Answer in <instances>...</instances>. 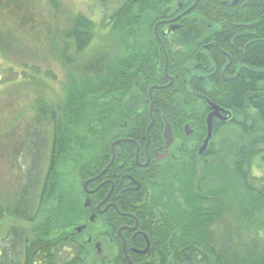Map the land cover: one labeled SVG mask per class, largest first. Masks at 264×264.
<instances>
[{
    "label": "trees",
    "instance_id": "obj_1",
    "mask_svg": "<svg viewBox=\"0 0 264 264\" xmlns=\"http://www.w3.org/2000/svg\"><path fill=\"white\" fill-rule=\"evenodd\" d=\"M49 1L59 6L58 0ZM177 1L194 2L123 0L102 28L117 43L109 62L103 54H84L101 33L95 22L81 13L72 19L63 35L71 53L55 52L67 76L64 94L57 107L39 101L34 120L35 127L51 130L46 172L33 198L23 195L16 208L0 206V219L6 214L22 219L8 233L13 229L21 239L17 264H76L61 253L74 244L80 248L72 237L84 180L107 167L117 140L124 141L106 175L116 167L134 174L138 161L146 159L148 140L150 150L163 147L166 119L174 146L161 164L152 157L145 168L152 192H142L148 185L142 188L134 206L149 211L143 213L152 218L148 236L153 245L161 244L152 251L154 264H264V173H253L264 164V0L237 6L200 0L187 20L194 30L174 44L166 42V57L154 26L174 15ZM24 4L0 0L2 58L1 46L13 44L15 28L35 26L31 7ZM3 28L10 33L7 41ZM38 74L22 76L30 84L46 80ZM168 76L173 84L160 87L169 84ZM152 87L155 122L148 137ZM207 101L231 111L227 122L214 121L215 134L231 126L225 131L231 139L225 146L213 137L202 157L197 151L207 135ZM186 124L194 129L189 138ZM223 219L232 225L220 229ZM7 255L3 251V263L12 264ZM117 258V264H129L122 251Z\"/></svg>",
    "mask_w": 264,
    "mask_h": 264
},
{
    "label": "rangeland",
    "instance_id": "obj_2",
    "mask_svg": "<svg viewBox=\"0 0 264 264\" xmlns=\"http://www.w3.org/2000/svg\"><path fill=\"white\" fill-rule=\"evenodd\" d=\"M22 1L25 6H29V10L31 7L35 26L15 28L13 44L1 46L5 58L0 57V206L5 210L8 205L18 207L23 195L25 200L33 198L46 172L48 134L50 137L51 130L48 125L35 127L34 120L38 117L39 101L57 107L64 94L67 76L55 55L56 51H72L65 47L64 33L79 13L93 20L101 33L95 36L84 54L86 58L103 54L107 56L104 61L109 62L112 56L108 53H115L114 50L110 51L117 43L112 34L102 28L123 0H58V7L49 0ZM2 10L8 12L4 8ZM1 31L7 41L10 36L8 29L3 28ZM24 73H39L46 80L30 84L24 80ZM230 127L227 125L213 134L218 145L230 144L231 137L225 135ZM253 168L257 176L264 173V164L261 169L257 166ZM33 204L34 201L29 203ZM20 220L8 214L0 219V264L6 260V257H2L3 251L8 254L7 260H12V264L21 261L18 257L21 239L14 234L13 229L8 234L12 226H20ZM228 225H232V220L223 219L220 229ZM17 231L21 237V227H17ZM73 251L70 247L64 249L61 258H71Z\"/></svg>",
    "mask_w": 264,
    "mask_h": 264
},
{
    "label": "flooded vegetation",
    "instance_id": "obj_3",
    "mask_svg": "<svg viewBox=\"0 0 264 264\" xmlns=\"http://www.w3.org/2000/svg\"><path fill=\"white\" fill-rule=\"evenodd\" d=\"M196 1L197 0H194L189 6H185L183 2L177 1L178 10L174 12V15L169 17L165 16L155 24V37L161 44L165 56L167 55L165 48L166 42L170 45L174 44L177 38L182 37L184 39L186 33L192 31V29L194 30V25L187 20L194 14V10L200 2L199 0L198 3L189 10ZM222 1L228 6H237L242 3H247L249 0H239L236 4H234L236 0ZM192 35L193 34H191V36ZM171 78H173L174 82V77L168 76L170 82ZM167 85L160 87H166ZM223 115L226 116V113H223ZM216 119L220 120L218 118H215V120ZM191 129L192 132L190 135H187L185 132L188 138L194 132L192 127ZM204 139H202L198 151ZM165 142L164 138L163 147L153 148L152 150L149 149V145L148 147L146 145V159L144 162L138 161V168L133 171L134 174L123 173L120 168L116 167L111 174L106 175V172L116 159L117 145H115V159L106 172L99 178L97 174L96 176H91L84 180L80 193L81 208L78 215L79 222L73 227L74 231L72 237L74 239L77 238L80 248L75 246L76 244H71L72 247H70V249L74 250V254L71 256L74 257L72 260L76 261V264H117V256L120 251L123 252L129 264H154V258H152L153 252L155 248L160 247L161 244L155 242L153 245L148 236L147 232L149 229L147 224L151 222L152 218L146 219L143 213H149V211H144L142 213L140 209H135L134 206H138L139 204L138 202L136 203V200L139 199L137 195L142 188H146L148 185L142 192L147 193V195L152 192V179L146 176L145 168L151 163L152 157L155 158L158 165L170 156L171 148L175 143V136L173 144L169 147V156L159 161L155 151L163 152L166 148ZM198 151L197 153H199ZM111 152L112 156L107 166L113 157L112 146ZM138 153L139 147L137 146V154ZM203 155L200 156L203 157ZM136 158L139 160V155L138 157L136 156ZM140 173L141 175H139ZM95 177L97 178L95 179ZM92 178L93 180H91ZM88 180L90 181L85 186V182ZM126 205L128 207H125ZM124 245L127 254L124 251ZM145 249H147L146 252H141ZM105 250H107L106 254ZM75 256L77 257L75 258Z\"/></svg>",
    "mask_w": 264,
    "mask_h": 264
},
{
    "label": "water",
    "instance_id": "obj_4",
    "mask_svg": "<svg viewBox=\"0 0 264 264\" xmlns=\"http://www.w3.org/2000/svg\"><path fill=\"white\" fill-rule=\"evenodd\" d=\"M198 1L199 0H197L195 2V4L189 10H191L198 3ZM238 1L239 0H236L234 2V4H236ZM167 63H168V61H167ZM166 72H167V69H166ZM172 83H173V78H171V82L167 86H170ZM153 89H154V87H152L149 90L150 97H151L150 114H151L152 120H151V123L149 124L148 129H147V135H148V137H149L150 129L152 128V126L154 125V122H155V120H154V118L152 116V105H153V102H152V98H153L152 97V91H153ZM207 102L210 105L211 111L208 114L207 119H206V123H207V135H206V137L204 139L203 144L199 148V151H198L199 152V155H203L206 152V150L208 149L209 143H210L211 139L213 138V134H214V120H215V118H218L222 122H225V121H227L232 116L231 111H228L227 109L219 106L218 104H216V103H214L212 101H207ZM223 113H226V116H224ZM185 132H186L187 135H190L191 134L192 129H191V127H190L189 124H187L185 126ZM163 135H164V138H165V141H166L165 142L166 143L165 144V147L166 148H165V150L163 152H158L157 150L155 151V153H156L159 161L169 156V147L174 142L173 129H172V126L170 125V123L168 122L167 119L165 120V129H164ZM122 141H124V140H117V141H115L112 144L113 157L111 159V162L109 163V165L101 173L98 174V176H97L98 178L101 177L106 172V170L108 169V167L114 161V159H115V153H114L115 145H117L118 143H120ZM148 145H149V140H148V143H147V147H148ZM137 157H138V154H137ZM97 177H95V179ZM91 180H93V178ZM89 181L90 180H88L87 182H85V186L88 184ZM124 251L127 254L125 245H124ZM146 251H147V249L142 250L141 252H146Z\"/></svg>",
    "mask_w": 264,
    "mask_h": 264
}]
</instances>
